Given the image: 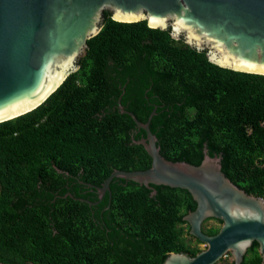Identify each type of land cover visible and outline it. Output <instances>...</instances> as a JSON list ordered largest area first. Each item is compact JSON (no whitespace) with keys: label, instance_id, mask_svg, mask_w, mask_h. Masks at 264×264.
<instances>
[{"label":"trees","instance_id":"obj_1","mask_svg":"<svg viewBox=\"0 0 264 264\" xmlns=\"http://www.w3.org/2000/svg\"><path fill=\"white\" fill-rule=\"evenodd\" d=\"M103 19L78 70L38 108L0 123V263L163 264L173 252H201L184 225L196 208L185 190L153 186L151 197L130 181L112 186L103 228L87 203L48 199L74 178L99 185L115 170L150 167L135 144L145 133L131 135L119 97L141 123L155 110L149 127L165 159L198 166L206 148L233 184L264 199V76L219 67L145 21Z\"/></svg>","mask_w":264,"mask_h":264},{"label":"water","instance_id":"obj_2","mask_svg":"<svg viewBox=\"0 0 264 264\" xmlns=\"http://www.w3.org/2000/svg\"><path fill=\"white\" fill-rule=\"evenodd\" d=\"M104 11L117 22L145 21L149 28L169 30L173 39L206 51L219 67L264 76V0H0V123L38 108L78 70ZM119 109L144 131L135 144L151 164L142 171H113L100 195L117 178L150 190H185L196 203L183 221L206 249L194 257L170 253L163 264H216L228 251L241 264L253 242L264 260V199L233 184L221 170V158L210 157L206 148L198 166L165 159L149 127L155 110L141 123ZM209 218L222 222L214 236L202 232Z\"/></svg>","mask_w":264,"mask_h":264},{"label":"flooded vegetation","instance_id":"obj_3","mask_svg":"<svg viewBox=\"0 0 264 264\" xmlns=\"http://www.w3.org/2000/svg\"><path fill=\"white\" fill-rule=\"evenodd\" d=\"M110 16H111V14H110ZM120 98L121 97H119L118 100H117V103H118L117 107L118 108H119V105H121ZM139 132H140V130H138V128H137L135 131L132 132L131 135L134 136L135 134H139ZM142 136H143V134L140 136V139H141ZM143 137H145V136H143ZM103 183L97 185V184L92 183V182L83 181L82 179H79V178H74V179H72L70 181H66L63 184V186H59L58 188H55L54 190L53 189L49 190V193H47V195H48L47 197L52 202H56L58 199H61V198L70 197V198H73L75 200H79L80 202L87 203L89 208H90V210H89L90 211L89 212L90 215L89 216L94 219L96 225H98L101 228H103L104 226L107 227L109 225V223H111V222H109L110 221L109 220L110 213L108 214L107 211L110 208V204H111V195H112V192H113L112 186L114 187V190H117V188H126V186L128 185V183L126 181L118 182V183H115L114 185H111V183H110L109 189L106 190L102 195H100L99 190L103 187ZM151 187H152V189L149 190V191H150V196L153 197V196L156 195L157 191L155 190V188L153 186H151ZM207 221L208 222L209 221H215V222L218 223V226H210V227H208V236L216 235L218 233V231L220 230L221 226H222V222L220 220H217V219H214V218H209L205 222H207ZM184 225L188 226L187 223L184 224ZM202 226H203V224H202ZM211 230H217V232H215L214 234H210L209 232ZM202 232L204 234H206L203 231V227H202ZM254 243H256V242H253L251 247H249L246 250V252L244 253L243 259L241 261V264L243 262H261V264H264L263 263L264 260L262 259L261 255L259 253V247H258L257 243H256L257 247L254 250L256 251L257 256L259 258H255L254 257V253L252 251H250V249L252 248ZM205 249H206V247H205ZM219 262H222L221 264H235L236 258L234 257V255L230 251H228V252H226L225 255H223L222 258H220L217 261L216 264H218Z\"/></svg>","mask_w":264,"mask_h":264},{"label":"rangeland","instance_id":"obj_4","mask_svg":"<svg viewBox=\"0 0 264 264\" xmlns=\"http://www.w3.org/2000/svg\"><path fill=\"white\" fill-rule=\"evenodd\" d=\"M210 226H218V223L217 222H215V221H207V222H204L203 223V228H205V229H208V227H210ZM193 242H194V240H193ZM197 247L199 248V249H201V250H204L205 249V245H203V244H198L197 245ZM222 262H219L218 264H221Z\"/></svg>","mask_w":264,"mask_h":264},{"label":"bare ground","instance_id":"obj_5","mask_svg":"<svg viewBox=\"0 0 264 264\" xmlns=\"http://www.w3.org/2000/svg\"><path fill=\"white\" fill-rule=\"evenodd\" d=\"M70 66H71V64L68 66V68H70ZM68 68L66 69V71L68 70ZM66 71H65V72H66ZM64 74H65V73H64ZM63 78H64V75H63Z\"/></svg>","mask_w":264,"mask_h":264}]
</instances>
